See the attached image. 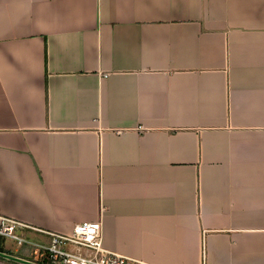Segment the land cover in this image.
<instances>
[{
    "label": "crops",
    "instance_id": "0c3cea01",
    "mask_svg": "<svg viewBox=\"0 0 264 264\" xmlns=\"http://www.w3.org/2000/svg\"><path fill=\"white\" fill-rule=\"evenodd\" d=\"M0 214L39 243L99 220L147 264H264V0H0Z\"/></svg>",
    "mask_w": 264,
    "mask_h": 264
},
{
    "label": "built area",
    "instance_id": "2783aa9c",
    "mask_svg": "<svg viewBox=\"0 0 264 264\" xmlns=\"http://www.w3.org/2000/svg\"><path fill=\"white\" fill-rule=\"evenodd\" d=\"M30 225L0 214V236L14 239L19 245H28L37 256L39 264H147L144 261L130 258L106 250L102 241L101 221H82L74 225L70 233H50L47 243L33 242L21 234L20 229ZM74 245L88 251L71 250L67 246ZM32 261V260H31Z\"/></svg>",
    "mask_w": 264,
    "mask_h": 264
},
{
    "label": "water",
    "instance_id": "95a60500",
    "mask_svg": "<svg viewBox=\"0 0 264 264\" xmlns=\"http://www.w3.org/2000/svg\"><path fill=\"white\" fill-rule=\"evenodd\" d=\"M0 256L6 257L8 259H11V260L23 263V264H39L37 262L31 261V260H27V259H23V258H20L18 256H15V255H12V254H8V253H5V252H1V251H0Z\"/></svg>",
    "mask_w": 264,
    "mask_h": 264
},
{
    "label": "trees",
    "instance_id": "16d2710c",
    "mask_svg": "<svg viewBox=\"0 0 264 264\" xmlns=\"http://www.w3.org/2000/svg\"><path fill=\"white\" fill-rule=\"evenodd\" d=\"M0 251L1 252H6L1 246H0ZM7 253H9V252H7ZM6 260H8L9 262H12V263H18V262H15L13 260H10V259H6ZM32 261H34V260H32ZM37 262L43 263L41 260H37ZM18 264H21V263H18Z\"/></svg>",
    "mask_w": 264,
    "mask_h": 264
},
{
    "label": "rangeland",
    "instance_id": "374dc122",
    "mask_svg": "<svg viewBox=\"0 0 264 264\" xmlns=\"http://www.w3.org/2000/svg\"><path fill=\"white\" fill-rule=\"evenodd\" d=\"M7 241L9 243H12L13 245L17 244V242L14 239H11V238L7 239Z\"/></svg>",
    "mask_w": 264,
    "mask_h": 264
}]
</instances>
